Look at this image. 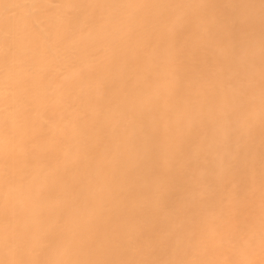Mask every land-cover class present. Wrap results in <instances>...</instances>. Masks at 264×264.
Returning <instances> with one entry per match:
<instances>
[{
  "label": "bare ground",
  "instance_id": "1",
  "mask_svg": "<svg viewBox=\"0 0 264 264\" xmlns=\"http://www.w3.org/2000/svg\"><path fill=\"white\" fill-rule=\"evenodd\" d=\"M0 264H264V0H0Z\"/></svg>",
  "mask_w": 264,
  "mask_h": 264
}]
</instances>
